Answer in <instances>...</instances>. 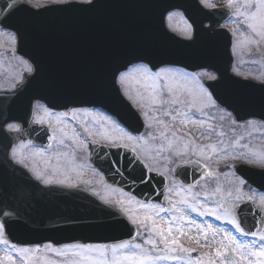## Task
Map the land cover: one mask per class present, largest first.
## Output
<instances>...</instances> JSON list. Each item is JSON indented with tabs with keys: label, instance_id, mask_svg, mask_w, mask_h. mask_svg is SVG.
I'll use <instances>...</instances> for the list:
<instances>
[{
	"label": "water",
	"instance_id": "water-1",
	"mask_svg": "<svg viewBox=\"0 0 264 264\" xmlns=\"http://www.w3.org/2000/svg\"><path fill=\"white\" fill-rule=\"evenodd\" d=\"M172 9L181 10L191 23V39L178 38L164 27L163 15ZM224 17V11L202 9L196 0H94L37 11L20 6L3 20V25L16 33L17 53L28 59L33 69L24 75L15 92L0 96V183L19 184L16 195H0V220L6 225L5 237L10 242L103 244L136 235L135 228L115 208L79 190L41 188L13 166L9 160L12 145L25 135L36 140L37 134L29 125L36 100L58 110L99 106L129 126L128 115H117L118 72L135 62H144L152 69L171 64L214 71L217 79L204 82L214 99L231 111L237 122L248 118L264 121V83L230 73L231 36L220 27ZM124 105L128 106L126 102ZM10 121L25 128L7 135L3 126ZM129 160L123 155L118 164L115 152L107 161L91 159L107 182L141 200L163 203L165 179L140 163L130 165ZM236 172L264 191V170L238 166ZM174 174L183 183L192 184L206 171L192 162L177 166ZM237 215L248 232L263 224L262 214L249 201L238 208Z\"/></svg>",
	"mask_w": 264,
	"mask_h": 264
},
{
	"label": "snow or ice",
	"instance_id": "snow-or-ice-1",
	"mask_svg": "<svg viewBox=\"0 0 264 264\" xmlns=\"http://www.w3.org/2000/svg\"><path fill=\"white\" fill-rule=\"evenodd\" d=\"M54 3H63L64 0H51ZM85 3L91 2V0H84ZM201 5L207 7H214V5H207L206 0H200ZM24 4V0H4V6L0 7V34L8 32L12 40L15 41L16 35L10 31V26L3 25V20L11 14L12 11L16 10ZM28 7L38 8L47 7V4L35 5L32 0H28ZM228 7H232V0H229ZM179 15L181 19H184L182 13L170 12L168 14L169 20L174 16ZM231 15L235 17H241L242 23L250 30L251 34H254L255 38L252 42L256 43L259 40H264V0H243L241 8H237ZM191 27V25H189ZM245 36V33H241ZM247 39L248 37L245 36ZM31 71V68L28 69ZM215 79V77H210ZM132 81L139 86L137 88H130L129 85ZM196 82L197 76L195 74H189L187 72H180L172 69H160L153 71L146 64H134L127 67L124 71H121L116 77V83L121 86V94L129 100H133V103L139 107L146 108L148 111L153 112V121L158 126L163 127L164 131L160 132L159 135L167 140L165 132L171 131L173 138L176 141H182L183 136L179 134V129H174L164 119H158L157 109L153 106L168 105V108L162 111V116L170 117L172 121L180 120L182 124L192 123L203 128L206 121L202 118H198L204 115L203 110L208 107H216L215 101L212 100L211 94L206 93L201 88V99L200 103H190L188 110L185 111L182 108L184 101L181 99V93L187 92L189 95H193L192 89L188 87L189 83ZM15 87V86H14ZM132 93L135 94L133 99ZM165 93L167 99H165ZM42 108L45 115H36L35 109ZM173 109H175V115H173ZM195 109L194 112L191 110ZM75 111V110H73ZM148 111L143 114L147 117ZM191 113V114H190ZM66 115V114H65ZM52 113L49 112L48 108L44 105L33 106V118L35 123H46ZM91 123L95 125L96 130L93 131L88 123L80 125L83 130V134L73 127L71 131L67 130L66 126H60L57 129H53L52 135L48 137L50 141H53L57 148L67 149L70 145L66 144L65 141H71V145L75 148H86L90 145L98 148L100 151L107 153L109 148H124L129 149L132 152V159L129 160L131 165L133 161L136 163H143L137 155V146L144 142L145 137L134 136L130 132L123 129L116 121L112 120L111 117L103 113L91 114ZM77 118L74 116L73 120ZM223 119V117H221ZM235 123V121H233ZM251 123V122H249ZM113 125V132H109L106 125ZM151 127V125H148ZM211 126L209 125V129ZM7 129L9 131H19L20 125L17 123H7ZM119 131L120 135L113 134ZM187 135V134H185ZM94 136L100 137L109 143L102 144L100 139H92ZM149 139H155L152 133H148ZM27 143H31L30 141ZM194 144V140L191 141ZM222 143V141H221ZM169 150L173 151L174 155H183L189 147L188 143L183 145V148H174L172 141L168 140ZM238 144V141L233 144V147ZM52 145L49 144V148ZM205 148L212 149L213 152H217L215 145H201L199 146L200 153L203 154ZM37 154H40L44 149H37ZM55 155L57 159L61 157L68 158L69 153L67 151L61 152L56 151ZM74 159V150L73 157ZM237 157H233L236 159ZM10 159L16 165H19L32 172L36 179L41 180L44 184H65L66 180H55L51 176H46L44 172L37 170L35 167L29 168L26 159L21 158L17 152V147L12 148ZM113 167L115 162L113 161ZM185 163H191V161H185ZM71 170V169H69ZM150 170V169H149ZM211 175V173H209ZM246 182L241 178L240 184L243 186ZM68 187H76L70 181L67 184ZM194 185H177L174 184L172 188L166 189V191L172 193L170 196H166L167 207L163 204L156 203H144L141 201H135L140 209L144 211V215L140 216L129 215V219L134 225L138 226V229H142L149 235L144 239L143 244L133 243L129 241H122L112 245H76L72 248L73 254L76 257L66 261L65 264H157V261L161 260H172L182 262V264H264V232H246L241 223L235 219H229V210L224 209L223 218L228 220V223L233 225L234 231L240 233L241 236L251 235L258 237L257 240L242 242L237 239L231 232L223 229L216 228L207 221L198 222L196 219L191 217L188 213H196L200 217L204 216H215L217 220L221 219L222 216L218 209L223 208V205L216 207L210 206L201 200L197 199L200 193L193 192ZM240 189H237L239 191ZM216 191H219L217 188ZM214 195V193H212ZM231 195V193H229ZM240 199V197H237ZM248 200H252L253 197L249 196ZM135 198L129 201L132 203ZM107 202V201H106ZM117 203L123 204V201ZM260 206L264 208V197L260 199ZM128 213H132L133 209H123ZM7 215V213H5ZM185 227L188 229L195 228L198 230L200 236L205 241L209 239V233L212 236V243L219 245L215 247L214 252L203 253L202 258L196 260L191 259L185 254L192 253L195 251L193 248H187L181 243V237L188 236L185 231ZM222 236L219 240L215 237ZM6 225L0 223V244H4L8 249V254L4 257L8 261V264H34L33 253L38 250L30 248L17 247L15 244H10L9 240L5 238ZM137 235H141L138 231ZM191 239V237H189ZM199 242V241H197ZM149 245L151 247H145ZM46 250L55 251L58 256H65L67 250H57L51 246H46ZM12 252L17 253V256L11 255ZM254 257L255 259H251ZM44 264H55L53 261H44Z\"/></svg>",
	"mask_w": 264,
	"mask_h": 264
},
{
	"label": "rangeland",
	"instance_id": "rangeland-1",
	"mask_svg": "<svg viewBox=\"0 0 264 264\" xmlns=\"http://www.w3.org/2000/svg\"><path fill=\"white\" fill-rule=\"evenodd\" d=\"M48 2H51V0H47ZM54 3V2H52ZM224 4L228 6L229 0H206V4L212 5V4ZM243 5V0H232V8L236 10L237 8H241ZM168 27L173 32H176L178 34H187V28L186 23L181 17L174 16L171 20H169ZM241 17H234L231 19L229 27L231 28L233 32V52H234V64L232 72L238 76L241 77H249L250 79H253L255 81H263L264 80V70L261 67V57L264 54V40H259L258 42L254 43L252 42L253 39H258L254 37V34L250 33V30L246 28V26L241 22ZM245 33V36L248 38L246 39L245 36H242L241 33ZM0 73L5 74L6 78H9L8 74L5 72L6 69H15L18 65H21L23 61L19 58H16L14 54H12V46L9 47V44L7 42H12V38H9L8 35H5V37H0ZM10 53L12 55H10ZM163 69H172V70H178L180 72H186L179 68L174 67H167ZM188 73V72H187ZM190 74V73H189ZM197 80L198 84L196 82L189 83L188 87L192 89L193 95H189L187 92L181 93V99L184 101V104L182 105L183 110H188V105L190 103H200V93L201 88L204 92L208 93L206 88L202 84V79L205 77L210 78L214 77V74H209L206 72H199L197 73ZM7 85L10 84V80L6 81ZM130 88H137L139 87L135 81H132L129 85ZM133 99H135V94L132 93ZM167 94L165 93V99H167ZM129 100V99H128ZM213 100V98H212ZM131 103H133V100H129ZM214 101V100H213ZM216 104V102H215ZM157 109V112L159 113L157 115L158 119H164L167 123H169L174 129L179 128L181 125L180 120L172 121L170 117H164L162 116V111L166 108H168V105H163L162 107L159 105L153 106ZM141 108V107H139ZM148 111V109H146ZM192 112L195 111V109L191 110ZM204 115L200 116V114H197L198 118H202L206 121L203 128H200L198 125H194L192 123H187L185 125L184 131L188 133V135H184V133L179 134L183 136L182 141H176L175 138L172 136L171 131L165 132V136H167V140L162 138L159 133L164 131L163 127L158 126L154 123L152 117L153 112L148 111V116L146 118V131L144 133V136H148V133H152V135L157 136L155 141L149 143V138L146 137L144 141H147L149 152L147 149V146L144 145V142H142L140 145H138L140 156L144 159L143 156L148 157L145 158L148 161V164L151 166L150 168L155 169L156 171H159L161 173H165L167 175H170L169 179V188H172L174 184L181 185L178 180L173 179L171 177L170 172L173 169V166L176 161H180L182 159L188 160L189 158H200L203 160L204 166L207 169L211 170V175L207 178H203L202 180L198 181L193 187L194 193H200V195L197 197V199L201 200L202 202L216 207L218 205H223V208H219L218 211L221 214L222 218L217 220L215 216H204L200 217L196 213L189 212L188 214L196 219L198 222L207 221L208 223H211L216 228H223L229 232H231L233 235L237 237L238 240L242 242L251 241L253 239L257 240V245L259 244L258 237H249L247 235L241 236L240 233H237L234 231L233 225L228 223L227 219L223 218L224 209L229 210V219L235 218V211L236 207L243 201H245L249 196L253 197V201L256 202V204L264 211V208L260 206V199L261 197H264V195L260 193H256L254 190H246L244 186H241L240 179L234 174L232 170V166H229L234 160H241L246 163H251L252 166L256 168H263L264 167V124L255 122V121H247L242 124H236L233 123V117L229 112H226L224 109L219 107L216 104V107H208L203 110ZM39 115H45L43 112V109L39 108L38 111ZM191 114V113H190ZM173 115H175V109H173ZM223 117V119H221ZM68 116L66 115H52L51 120L56 121H62L60 126H66L67 130L71 131L73 127H76L78 131L83 133L82 128H80L81 124L84 123H76L74 125H69L64 122V120H67ZM251 122V123H249ZM148 125H151V127H148ZM209 125L211 128L209 129ZM92 128V125H88ZM53 128H56L55 125H52ZM181 129V128H180ZM168 140L172 141V144L174 148H183V145L185 143L189 144L188 149L186 150L185 154L183 155H174L173 151L169 150V144ZM194 140V144L191 143V141ZM222 141V143H221ZM238 141V144H236L235 147H233V144ZM66 144L71 145V141H65ZM215 145L217 148V152H213L210 148H205L203 151V154L200 153L199 146L201 145ZM56 146V145H55ZM54 151H56V147H52ZM28 152L35 156L36 158L40 157V154H37V149H32V146L28 145L27 147ZM58 149V148H57ZM64 148H59L58 151L63 152ZM21 151V150H20ZM50 152V148L48 149V152H46L45 159H55L56 155L54 152V155H47ZM22 153V151H21ZM233 157H237L236 159H233ZM77 159H72L71 156H68V158L61 157L58 159V167H60L62 170H65L67 167L73 168V173H70L66 171L70 176L74 175L75 177L79 176V172L82 171V173L86 172V164L84 162V166L77 163H72ZM39 162L38 164H40ZM52 164H55V162H52ZM250 164V165H251ZM34 167V166H33ZM39 166H35V168L38 170ZM41 169V168H40ZM48 169H51L50 167H42V172H46ZM90 173L87 168V173L81 175L76 180L79 181H85L91 184L92 186L100 187L101 182L94 174H88ZM56 180V179H55ZM66 183H68L66 181ZM219 189V191H216V189ZM237 189H240L237 191ZM105 192V194H104ZM102 192L104 194L105 198L102 197V200L104 199L107 201V203H110L117 208H119L125 215L126 218L129 220L130 223L131 220L129 219V215L134 216H140L141 218L144 215V211L139 208V206L135 203L136 200H133L132 203H129L130 200H132V197L128 196L124 192L118 190H110L109 188ZM214 193V195H212ZM231 193V195H229ZM172 195V193L167 191V196ZM237 197H240V199H237ZM118 201H123V204L117 203ZM103 202V201H102ZM168 205L166 204L165 207ZM123 209H133L132 213H128L126 211H123ZM236 219V218H235ZM133 224V223H132ZM134 225V224H133ZM137 228L138 226L135 225ZM141 235H139L138 238L134 239L133 243H140L143 244L144 239L148 237V233L144 232L142 229H138ZM185 231L188 233V236L181 237V243L184 244L187 248H193L195 249L194 252L185 254L188 257H190L193 260H196L198 258H202L203 253H210L212 254L214 252L215 247H218L219 245L212 243V236L211 233H209V239L208 241H205L202 236L199 235L198 230L195 228L188 229L185 227ZM261 232H264V227L262 228ZM222 236V233L215 237L216 240H219ZM191 237V239L189 238ZM199 241V242H197ZM46 245H42L39 247H34L31 249H37L33 253L34 257V264H44V261H53L55 264H65L66 261H69L71 259H75L76 257L73 254L72 248L74 246H68L66 248H62L61 250H67L65 256H58L55 251H49L46 250ZM145 247H151L149 245H145ZM8 254V249L4 244H0V264H8V261L4 259V257ZM11 255L17 256L18 254L15 252H12ZM54 257V258H53ZM56 259V260H55ZM251 259H255L252 257ZM157 264H182V262L178 261H172V260H161L157 261Z\"/></svg>",
	"mask_w": 264,
	"mask_h": 264
}]
</instances>
